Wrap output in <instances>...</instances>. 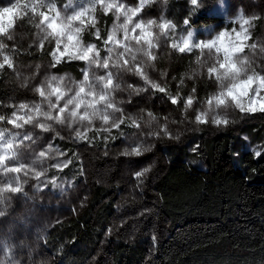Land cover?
<instances>
[{"label":"trees","instance_id":"trees-1","mask_svg":"<svg viewBox=\"0 0 264 264\" xmlns=\"http://www.w3.org/2000/svg\"><path fill=\"white\" fill-rule=\"evenodd\" d=\"M32 1L19 0L27 9L21 8L15 19L12 39L3 38L9 47L7 53L13 61L22 64L33 58L45 62L54 49L53 44H46L41 50L35 45L34 37L41 19L38 13H46L47 9L39 8ZM16 2L0 0V8ZM167 9V17L176 28L184 21L194 29L221 27L224 23L219 16L208 14L205 8L191 6L188 0H169ZM111 23L110 15L101 16L100 37L95 38L90 30L85 35V43L95 44L103 53ZM262 23V17L254 20L252 40L260 34ZM232 28V24L227 25V30ZM167 41L171 46L162 42L154 59L163 76L164 91H155L153 100L144 108L138 106L141 108L136 118L138 124L124 117L119 128L106 133L95 129L83 144L97 151L116 153L126 136L135 134L144 125L149 126V122L150 132L167 127L173 135L182 133L178 140L162 132L154 136L149 156L154 170L140 179L133 177L128 181L136 189L138 203L153 208L151 215L156 217L162 230L159 242L154 248L144 237V231L149 228L133 238L112 231L107 240L119 216L117 203L126 186L121 171L114 170L105 182L91 183L83 176L78 146L63 142L62 148L71 157L64 173L67 178L73 177L76 185L84 183L89 198L75 216L55 222L48 229L45 248L54 264L93 261L105 241L109 244L103 252L109 254V264H264V115L239 129H215L201 124V131L192 130L197 127L195 117L216 91L217 82L200 71L199 49L181 52L176 40ZM84 67L83 61L65 59L53 71L79 78ZM12 73L8 67L0 71V111L15 99V94L22 96ZM170 97L177 98V103L173 104ZM189 97L191 105H187ZM9 113L10 109L5 111L6 117ZM243 135H247L249 145L257 149L247 150ZM148 223L149 220L147 227ZM150 248H154L151 259ZM99 260L94 264H102L103 259Z\"/></svg>","mask_w":264,"mask_h":264},{"label":"rangeland","instance_id":"rangeland-1","mask_svg":"<svg viewBox=\"0 0 264 264\" xmlns=\"http://www.w3.org/2000/svg\"><path fill=\"white\" fill-rule=\"evenodd\" d=\"M169 0H33V4L39 5V8L47 9L46 14L49 17H57L59 24H66L68 28L72 30L73 34H76L82 44H87L84 41L86 33L92 30L95 38L100 37L101 33V16H111L112 23L109 27L108 37L106 41H109L108 45L102 47L103 53L100 51V55L107 56L108 47L113 48V57L122 49L116 44L117 41H124V22L128 15L132 16V22L129 23V29L134 26L135 23H144L145 30L151 32L152 48H149L143 41L139 45L135 41L130 42V47L135 51L137 48L150 51L152 56L155 57L158 54V48L161 47L162 42L165 46H171L167 41L172 38L181 45V48L187 50L199 49L201 52V59H199V69L202 73H207L217 82V89L213 95L218 91V81L216 73L209 74V68L215 67L219 73H223L224 69L219 66L224 61V48H230L239 44L237 40V33L246 32L247 39L243 41L245 52L234 53L232 59L237 62L238 67L241 63L245 65H251L250 68L246 67L245 71L249 75L253 70L257 73L261 71L262 63L264 62V0H197L196 4L192 3V0H188V4L193 7H203L208 14L216 15L222 18L224 22L221 27L209 26L200 29H194L190 27L188 21H184L183 24L176 28L174 23L167 17L168 9L167 2ZM108 4L123 5V8L117 10L115 7L109 9ZM224 4L228 7L225 8ZM239 6V10H237ZM83 10V15L79 20L69 21L67 17H70ZM135 14L133 15V11ZM16 14L13 15V24L11 28H8L6 33L0 34V43H5L4 37L13 36V28L16 17L20 14L21 8L15 10ZM258 17L263 18L260 34L251 39L253 36L254 20ZM151 20L152 24L147 22ZM247 21V23H245ZM7 25V19L0 21ZM232 24L233 28L227 30V25ZM163 25V27H162ZM46 28V25L39 27L35 34V45L41 50V43L43 46L46 44H53L56 48L55 40H51V37L45 39L47 33L42 30ZM79 29L78 34L76 30ZM50 31V30H49ZM67 31V28L65 29ZM97 32L99 37H97ZM221 33L226 35L220 37ZM135 34H139V30ZM129 37L133 35L129 31ZM111 37V39H109ZM220 37L218 40L217 38ZM168 38V39H167ZM51 40V42H49ZM63 42H67V36L62 38ZM165 41V42H164ZM167 41V43H166ZM211 42V47H208V43ZM93 44V43H90ZM6 45V44H5ZM223 45V47H221ZM254 46V47H253ZM7 48L0 49V62H3V56L9 55ZM53 49V50H54ZM61 51L63 50V44L61 45ZM138 56L143 57V52L137 53ZM10 56V55H9ZM12 61L13 80L17 86V90L21 92V98L18 97V93L14 95L13 101L5 104L4 110L0 111V115L5 117L4 122H0V129H3L4 140L0 141V154L8 156L10 159L14 154L18 152L20 160L28 165H31V170L25 175V171H21L19 174H5L0 172V188H4L6 184L12 182V186L22 187V192L13 193L9 191L0 192V199L3 200L4 206L7 207V214L4 217H0V238H3L5 233L15 232L16 226L20 223L21 217L24 220L31 223L32 220L39 217L38 227L48 229L58 221H63L68 216H75L78 210L87 205L89 198L88 188L84 183L79 185L75 184L73 177L67 178L64 170L69 167L71 157L68 155V151L64 150L61 146L63 142H67L71 145L78 146L77 152L79 154V160L84 166L83 176L90 182H105L114 170H119L122 177V181L126 186L122 197L118 201L119 211L117 219L114 220L113 227L107 235V240L112 236V231L121 233L127 238H133L140 231H144V228H149L144 231L145 238L150 241V244L155 248L162 235V230L156 222V217L152 214L153 208L147 204L138 203L137 196L135 194L136 189L129 184L130 178L140 179L146 174H150L154 170L155 166H152L150 161V154L153 147L151 141L154 136L148 135L151 130L149 126L144 125L139 128L135 134L128 135L124 138V144L119 148V152L113 153L110 150L97 151L90 146L83 145L88 140L89 134L98 129L105 131V133L113 128L108 125H104L102 120L96 119L91 125L85 122H73L69 120L64 124L56 123L55 121H46L42 115L36 113L33 110V106L42 103V98L34 90L38 85L47 81L54 88H60L61 91H66L71 87L73 82H79L83 79V71L88 69L90 73L95 72L97 74H103L104 70L97 68L95 65L89 67L85 63V67L82 69L81 76L75 77L70 73L57 74L53 71V60L51 54L45 58V62L40 59H28L22 63ZM68 59L66 56L61 58L60 63ZM145 63L142 64V71L147 76L148 80L158 84L161 88L163 85V76L158 72L154 59H148L143 57ZM74 60V59H73ZM80 61V60H79ZM60 63H55L57 66ZM264 64V63H263ZM6 68V67H5ZM4 69V68H3ZM2 69H0L1 71ZM114 78L111 86V98L116 107L122 109V112H115L109 109L111 113V120L119 121L121 118L127 117L138 124L136 121L139 115L138 106L144 108L151 100H153L154 92L157 88H154L151 83H146L145 80L135 73V71H118L112 69ZM243 75V73H242ZM55 76V81L51 80V77ZM119 85V87H116ZM128 85H132L131 88ZM137 89H143L142 91H136ZM212 95V97H213ZM251 95V93H250ZM261 99L264 102V90H261L259 97H253ZM55 103V97H52ZM248 98H244V102H247ZM163 102V101H161ZM214 103V102H213ZM21 104H26L29 107L20 109ZM209 106L207 102L201 112ZM11 110V113L6 117L5 111ZM47 109V105L44 104L42 111ZM13 112L17 113V116H23L25 113L34 117V123L26 124L23 127L16 128L13 125L7 124L8 119L13 118ZM264 111L255 112H239L236 110L237 117H243L240 125L229 126L232 128H240L243 124L257 121V118L262 117ZM35 121H40L49 125L48 131H43ZM22 123V121H20ZM212 128L224 129L208 123ZM186 127H188L186 125ZM227 127V128H229ZM108 130H105V129ZM191 128V126H189ZM77 132L81 134V137L77 136ZM25 134H30L33 137V141L24 140L21 143V138ZM15 137V139H13ZM11 140L13 142V148L11 150L6 148V142ZM143 144L145 147L150 146V150L144 151L141 155H125V151H131L134 145ZM247 150H255L257 147L249 145V142L245 143ZM83 146V147H82ZM44 150L46 155L35 165H32V161L36 155ZM122 159V160H119ZM105 162V165H102ZM151 162V163H150ZM61 168L53 167V165L61 164L65 165ZM144 169L149 171L143 176L137 177V173L142 172ZM46 170V171H45ZM44 171V176L36 177L37 172ZM15 178V180H13ZM42 181V182H41ZM149 225L147 227V222ZM115 227V228H114ZM39 234L33 229L32 233L28 236V243L30 247L35 248V251L31 254V259L34 262L45 261L48 264H54L50 252L45 248V239L37 240L36 237ZM109 242H103V248L97 252L93 261H89L86 264H94L95 261L102 260V264H109V254L106 255L103 250L108 247ZM154 248H150V259L153 256ZM29 257L25 255L24 264H27ZM151 264V262L146 263Z\"/></svg>","mask_w":264,"mask_h":264},{"label":"snow or ice","instance_id":"snow-or-ice-1","mask_svg":"<svg viewBox=\"0 0 264 264\" xmlns=\"http://www.w3.org/2000/svg\"><path fill=\"white\" fill-rule=\"evenodd\" d=\"M197 0H192L193 4H196ZM109 9L115 7L117 10L123 8V5H113L108 4ZM24 8L27 9V5H22L19 0L16 3H12L11 6H5L0 8V21H3L5 18L7 19V25L0 22V34L6 33L8 28L12 27L13 15L16 14L15 10ZM34 10V9H33ZM135 14V10L133 11V15ZM40 16V24L38 27L42 25H46V28H42L43 31L47 33L45 39L51 37V40H55L56 48L50 53L55 63H60L61 58L67 57L68 59L80 60L86 62L89 67L95 65L97 68L103 69V74H97L95 72L90 73L88 69L83 71V79L79 82H73L72 86L67 88L66 91H61L60 88H54L47 81L38 85L34 90L39 94L42 98L41 104H36L33 106V110L36 113H39L43 116L46 121H55L59 124H64L69 120L76 122H85L87 121L89 125H91L96 119L102 120L104 125H108L110 128H119L120 124H122L123 118L119 121L111 120V113L109 109L115 112H122V109L115 106L111 98V86L113 84L114 74L112 69H117L118 71H135L137 75H140L146 83H151L154 88H157L159 91L163 92L164 89L161 88L158 84L148 80L145 73L142 71V64L145 63L143 57H147L148 59H154L150 51L144 50L142 48H137L135 51L130 47V42L135 41L137 45L144 42L147 44L149 48H152L153 45L151 40V32L145 30L144 23H135L133 27L129 29L128 25L132 22V16L128 15L125 18L124 22V41H117L116 44L119 46L121 51H119L115 57H113L112 52L113 48L108 47V55L101 56L100 50L97 48L95 44H82L78 39L76 34L72 33V30L68 28L66 24L62 25L58 23L57 17H49L46 13H38ZM83 15V10L79 12H75L74 15L67 17L69 21L71 20H79ZM149 25L153 23V21L149 20L147 22ZM247 23V21H245ZM163 27V25H162ZM67 28V31L65 29ZM50 30V31H49ZM139 30V34H135ZM129 31L133 33L131 37H129ZM79 29L76 30L78 34ZM225 33H221L220 37L225 36ZM67 36V42L64 43L62 38ZM97 37H99V33L97 32ZM220 37L217 39L219 40ZM8 39L11 40L12 37L8 36ZM111 39V37L109 38ZM247 39V33H237V40L239 44L230 48H224V61L220 64V68L224 69L223 73H219L218 70L213 67L209 68V74L216 73V78H229L232 83L226 90L225 94L228 98L239 103L241 98L247 97V102H244V109L247 112H255V111H264V102L261 99H256L253 97H259L261 90H264V67H261V71L259 73L253 70L252 74L249 75L245 68L248 65L243 63L238 67L237 62H234L232 56L234 53L243 52L244 43L243 41ZM49 40V42H51ZM109 41H105V45L107 46ZM63 44V50L61 51V45ZM175 46V45H174ZM208 47H211V42L208 43ZM7 45L0 43V49L6 48ZM41 47H43V43H41ZM223 47V45H221ZM254 47V46H253ZM180 51H185V48H180ZM143 52V57L138 56L137 53ZM55 63L53 67H55ZM12 61L9 55L3 56V62H0V69L5 67L11 68ZM249 68V67H248ZM243 73V75H242ZM57 78L55 76L51 77V80L55 81ZM119 87V85H116ZM129 88L132 85H128ZM143 89H137L136 91H142ZM251 93V95H250ZM55 97V103L52 100V97ZM173 104L177 103V98L170 97ZM223 102V96L221 97H211L209 99V103L213 102ZM192 98L189 97L187 100V105H191ZM47 105V109L42 111L43 105ZM20 109L28 108L29 106L26 104H21ZM152 114L149 113V116ZM13 118L8 119L6 121L7 124L13 125L16 128L23 127L26 124L34 123V117L25 113L23 116H17L16 112L12 114ZM154 119V117H153ZM200 119V117H197ZM5 117L0 115V122H4ZM22 121V123L20 122ZM36 124L43 130L48 131L49 125L42 123L40 121H35ZM135 123V122H134ZM138 126V125H137ZM105 130H108L107 128ZM162 131H166V129H162ZM77 136L81 137V134L77 132ZM159 136V135H157ZM15 139V137H13ZM4 140L3 129H0V141ZM24 140L33 141V137L30 134H25L21 138V143ZM6 148L11 150L13 148V142L11 140L6 142ZM149 147H145L143 144L134 145L131 148V151L126 150L125 155H141L144 151H148ZM46 152L44 150L40 151L35 159L32 161V165H35L38 161L44 158ZM65 165L56 164L53 167L61 168ZM31 165L26 164L19 158L18 152L13 155L10 159L8 156L0 154V172L5 174H19L21 171H25V175H27L28 171L31 170ZM46 171V170H45ZM149 171V169H144L142 172L137 173V177L143 176ZM44 176V171L37 172L36 177L39 178ZM15 180V178H13ZM42 182V181H41ZM22 187L12 186V182H9L5 185L4 188H0V192L9 191L13 193L22 192Z\"/></svg>","mask_w":264,"mask_h":264},{"label":"clouds","instance_id":"clouds-1","mask_svg":"<svg viewBox=\"0 0 264 264\" xmlns=\"http://www.w3.org/2000/svg\"><path fill=\"white\" fill-rule=\"evenodd\" d=\"M223 2V0H222ZM224 7L227 8L228 5L224 4ZM239 10V6L237 8ZM250 68L251 65H248ZM218 81V91L213 95V97L223 96V102H214L209 103V106L206 107L200 114L195 117L194 123L197 125L194 131H201L199 125L201 124H212L220 128H227L229 126H237L241 124L243 117L236 116V110L243 113L246 112L243 105L244 99L241 98L239 103L228 98L225 94L226 90L232 83L229 78H217ZM200 117V119H197ZM150 126V122H149ZM166 129V131H162ZM161 131H152L148 135L157 136L161 135V132L164 136H169L171 139H179L182 133L177 132L175 135L170 132L167 127H163ZM242 139L245 141L249 140L247 135H243ZM150 150V149H149ZM255 155H259V152H255ZM7 207L4 206L3 200L0 199V217H4L7 214ZM39 217L29 223L21 217L20 223L16 226L15 232L5 233L3 238H0V264H24L25 255L29 257L27 264H37V262L32 261L31 254L35 251V248L30 247L28 243V236L32 233L33 229L39 235L36 237L39 239L47 238V225L45 228L38 227ZM38 264H48V262L40 261Z\"/></svg>","mask_w":264,"mask_h":264}]
</instances>
